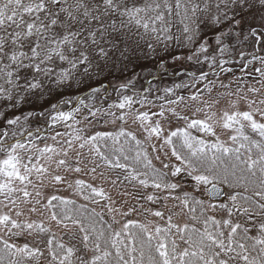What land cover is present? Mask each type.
Segmentation results:
<instances>
[{
    "label": "snow or ice",
    "instance_id": "1",
    "mask_svg": "<svg viewBox=\"0 0 264 264\" xmlns=\"http://www.w3.org/2000/svg\"><path fill=\"white\" fill-rule=\"evenodd\" d=\"M245 24L249 36L264 42V0H0V102L5 108L16 109L29 98L42 95L46 83L70 88L74 82L80 83V77L89 76L93 67L103 71L117 52L129 62L133 56L141 58L137 50L144 58L159 56V66H163L161 46L167 53L172 43L191 50L185 57L188 61L201 63L202 56L209 67L228 73L231 69L224 65L230 61L211 54L200 42L202 33L209 27L218 32V49L213 51L224 56L229 47L225 39L230 42L235 29ZM240 57L243 60L245 53L240 52ZM253 60L261 64L255 69L260 76L259 87L248 86L246 92L238 87L234 91L231 83H224L216 73L213 80L207 72H188L189 81L163 89L165 96L158 97L164 100L174 95L176 99H167V104L188 107L185 97L176 95L175 90L196 88L188 100L193 102L194 114L203 113L204 119L179 116L175 108L165 109L163 104L159 112L134 109V105L143 108L151 103L147 96H124L115 105L129 110L133 123L138 122L146 133L145 140L161 141L149 145L160 168L153 164L148 149L134 132L121 127L115 133L82 135L83 130L75 127L81 123L77 119L80 109L66 112L57 104L48 112L49 127L61 125L66 131L51 136L53 144L40 147L35 140L47 137L33 139L31 131H27V141L9 143L0 139V264H42V258L46 264H264V56L253 54L248 63ZM218 81L224 91L213 95ZM201 83L202 89L197 87ZM241 102L247 110H240ZM221 104H227V108L217 118L216 109ZM166 111L183 119L186 126L165 136L161 120L166 119ZM108 115L127 123L124 112L118 117L115 113ZM0 116L10 126L23 127L20 116L7 118L6 112H0ZM217 128L228 132L232 146L220 139ZM192 130L215 139L209 141ZM166 146L179 165L166 162ZM117 169L124 175H105V170ZM85 170L94 179L110 183L121 197L131 195L120 190L127 185L165 193H148L141 198L151 203L179 201L181 212L187 210L189 222L175 223L176 213L170 210L165 226L133 219L122 223L117 216L130 217L137 208L122 211L116 207V199L103 184L69 179ZM181 175L194 181V192L203 188L211 196L226 199L211 203L188 191L174 195L181 184L169 177ZM49 184L66 185L88 203L77 204L59 195L46 197ZM249 191L252 194L246 195ZM89 203L94 207L89 208ZM105 211L110 223L104 218ZM144 212L165 219L163 211ZM34 214L42 219H33ZM46 221L64 229L68 242L57 239ZM253 231L255 235L250 234ZM33 234L47 235L43 241L47 254L27 241L18 245L5 239Z\"/></svg>",
    "mask_w": 264,
    "mask_h": 264
},
{
    "label": "rangeland",
    "instance_id": "2",
    "mask_svg": "<svg viewBox=\"0 0 264 264\" xmlns=\"http://www.w3.org/2000/svg\"><path fill=\"white\" fill-rule=\"evenodd\" d=\"M178 26V25H177ZM243 28H247V24L243 26ZM173 31H176L174 28ZM213 31V32H212ZM241 29H235V32H240ZM235 32L233 34V37L231 41L229 42L228 39H225L224 43L229 45L228 51L224 54V56L221 57V59L228 60V61H247L246 65L247 67L244 69H238L234 66H228L225 68H230L231 72L224 73L220 72V70L217 67L214 68H207L206 61H203V57L201 56V63H195L194 61H188L185 59L186 55H191V50L187 47L177 46L175 43L170 44L169 51L167 53L162 51L163 46H161L160 55L164 57L163 59V66L160 65V58L159 56L155 58H144L140 51L137 50V55H140V59H136V56L132 57L131 62L127 60H123L119 56V53L117 52L115 55L112 56V58L107 62L106 65H104V70L99 71L95 67H93L91 74L89 76H83L80 77V83H73L72 87H64V88H56L54 85H49L46 83L45 89L43 94H37L34 97L29 98L28 102L21 104L16 109H10L5 108L3 103L0 102V112H6L7 118H13L14 116H20L21 117V123L23 127L17 126L20 129H24L26 126H29L30 129H36V133L33 134V139H35L36 136H39L41 138L47 137V139L42 140H35V143L38 144L40 147L44 146V143L47 144H53L54 142L50 139L51 136L55 135L57 131L64 132L66 129L61 126L57 125L56 127L52 128L49 127L50 119L48 116V112L52 111L51 106L53 104L59 105L60 110L62 111H73L76 108L80 109V113L77 116V119L81 121L79 125H75V127L81 128L82 135L88 136V135H94L97 132H110L115 133L120 130L121 127L125 128L128 131H132L136 134L137 138L143 141V146L148 149L150 157L153 159V164L160 168L161 164L160 161L155 160V153L151 151V148L149 147L150 144H157L159 145L161 141L156 140L153 138L151 141L145 140L146 133L143 132V129L139 128L138 122L133 123V120L131 118V114L129 113L128 109H119L115 107V105L119 104L124 96H132L134 99H140L142 96H147L148 101H151V103H145L144 107L141 108L139 104L134 105V109H138L139 111H150V112H159L160 111V105H164L165 109L167 108H175L176 112L179 116H188L190 119H204L203 113H195L194 114V105L193 102L188 100V97L195 92L196 88H181L176 89V95L185 97V101L188 105V107L185 106V104H178V105H169L167 104V99H176V96L170 95L167 96L164 100L158 99V97L165 96V93L163 89L167 87H173L176 83H182L190 80V77L186 75L188 72H194L197 75H199L200 72H207L209 74V78L215 80L216 75H213V73H216L219 75V79L222 80L224 83L228 84L231 83L232 90H236L238 87L243 90V92L247 91L248 86H256L259 87V83L257 81L260 80V76L258 73L255 72V69L258 67H261V64L259 60H253L252 63H248L247 57L248 53L245 51L235 50L234 54H230L234 47V42L236 39ZM246 34V33H245ZM218 35V32H216L213 28H205L202 36L203 39L200 41L202 43H205L207 47L209 48L210 44L212 43L215 45L218 49V45L216 42V37ZM235 35V36H234ZM241 35V34H240ZM238 37V36H237ZM218 51V50H217ZM219 52V51H218ZM240 52L245 53V57L242 60L240 57ZM258 52L255 51L253 53L256 56H259L257 54ZM175 56L180 57V60L174 59ZM252 60V59H251ZM103 63V62H100ZM206 66V68H204ZM201 68V69H198ZM232 67V68H231ZM218 69V70H217ZM211 71V72H210ZM213 71V72H212ZM167 73L169 77L173 78L171 83L162 84L163 89L159 91H149L151 93L150 95L144 94L147 93L148 87H152V79L154 77H158L159 79L163 76V74ZM142 78L144 84L143 86L140 85V78ZM132 81L131 84L128 82ZM159 82V80L157 81ZM205 81L204 83H206ZM122 85H127L126 87H121ZM140 86L139 93L136 91L135 88ZM198 88H203V83L199 84L197 86ZM99 89L98 93H101L103 98L106 99L104 102H100L99 106H94L90 102V97L93 95V89ZM50 89V90H49ZM122 90L121 94L117 95V92ZM224 89L219 88V81L217 82V88L216 91H214L213 95L216 94V92H222ZM144 94V95H143ZM83 95V97L81 96ZM86 96V98L84 97ZM152 95V96H151ZM70 96L75 97V101L72 102V98L70 99ZM85 98V101L84 99ZM81 101L83 103H81ZM90 101V102H89ZM227 108V104H221L217 111V118H219L221 112L223 109ZM99 110V111H97ZM240 110L244 111L247 110L246 105L241 102L240 104ZM91 112H95L96 115L93 117L90 115ZM122 112L127 114V123H123L119 119H115L112 115H108V113H115V116H119ZM31 115H28V114ZM41 113H44V115H41ZM55 113L53 112V115ZM27 116V120L24 119V117ZM84 117H88L87 120L84 119ZM166 119L161 120L162 127L164 128L163 135H168L169 132L176 130L177 128H183L186 126V122L183 119L178 118V116L173 115L171 112H165ZM158 119V117L153 118ZM90 121V122H89ZM115 121V122H113ZM7 125L6 119L4 116H0V126ZM9 128L7 126H4L0 128L1 130V136L0 139H3L5 141L7 137L3 136V132L7 131ZM34 130H31V132ZM37 131H39L37 133ZM194 135H201L204 139H207L209 141H214V137L206 136L202 133H197L195 130H192ZM33 133V132H32ZM217 135L220 136V139L223 141H226L229 146H232L231 141L228 140V132L226 130H222L220 128H217ZM24 139H21V141H27L29 138L27 134L23 137ZM254 139H258V137L253 135ZM59 139V138H58ZM123 141V138H121ZM9 142V143H15ZM107 143L110 145L112 142L109 140ZM166 150L169 152V160L166 162H170L171 164L179 165V161H176L174 157H171L170 149ZM85 153L87 152V149L84 150ZM243 152V150H242ZM129 155H132L130 153ZM128 163H131V161H128ZM90 167V166H89ZM167 171V170H165ZM124 175V173L117 169L112 172H109L105 170V175H111L116 176ZM172 182H175L176 180H179L181 184V188L178 189L174 195H182L184 191H188L191 195L195 196L197 199L205 200L206 202L211 203H220L223 202L226 197L223 196V198L220 201H214L211 200L208 197V194L206 191H204L203 188H201L200 191H193V185L194 181H192L189 177L186 175H181L177 178L169 177ZM70 180L74 179H82L86 183L94 184L96 186H100L103 184L105 187V190L108 191L114 199H116V207L121 208L122 211H126L129 207H136L137 211L132 213L130 217H122L117 216V219L120 220L122 223L125 222L127 219H133L137 220L141 223H148L149 221L152 222V224H160L161 226H165L167 216L169 215V212L176 213L173 217V221L175 223H179L183 225L186 222H189L188 217L186 215L187 210L185 209L183 212H181L179 201L176 200H168L167 202L164 201H158L156 203H151L146 201L145 199L141 198L144 194L153 193L163 196L165 193H161L158 190H154L151 187L148 189H142L138 185L137 187H132L131 185L127 186H121V191L126 190L131 195L123 196L121 197L117 190L111 186L110 183H103V181L96 177L93 178V175L87 170L85 172H82L80 174H73L69 177ZM45 183H48V181H45ZM210 186V185H209ZM207 186V187H209ZM224 186V185H223ZM226 191H228L227 187L224 186ZM242 191V190H240ZM246 195H251V191L248 193H245ZM44 195L51 196V195H59L64 196L69 199L76 200L77 204L82 203H88L84 201L80 196L74 195L71 189H68L66 185H51L49 184L47 190L44 192ZM124 201H127V203H123ZM165 203L167 204V207H165ZM140 205H143V208H140ZM89 208L94 207V205L88 204ZM144 209H152L160 210L165 213V219L160 220L159 218L151 216L149 213L144 212ZM3 211H6V209H3ZM97 211H100V208L97 207ZM219 215V214H218ZM33 219H42V217H39L37 215L32 216ZM105 220L107 222H111V217L107 214L105 211ZM51 226V232L56 234L57 239H63L65 243L68 242V236L64 229L57 227L54 222H48ZM199 227V225H197ZM113 227L118 228L119 225H113ZM251 235H255V231L250 233ZM5 239H9V242L16 243L18 245H22L25 241L29 242L30 245H38L41 247V249L45 250L46 253V245L43 243L47 239V235H36L33 234V236L28 237H22V238H16V237H8L5 236ZM178 243L179 238L176 237ZM183 247V245H181ZM42 264H46V261L42 258Z\"/></svg>",
    "mask_w": 264,
    "mask_h": 264
},
{
    "label": "trees",
    "instance_id": "3",
    "mask_svg": "<svg viewBox=\"0 0 264 264\" xmlns=\"http://www.w3.org/2000/svg\"><path fill=\"white\" fill-rule=\"evenodd\" d=\"M247 28H242L241 29V31L239 32L241 35H239L238 37L236 36V39H235V42H234V47H233V50H232V52L230 53V54H234V52H235V50H237L236 52H238V50H243V51H245V52H247L248 53V57H247V59L248 60H251L252 59V56H253V53H255V51H257L258 53V55L259 56H264V50H261V49H264V42H260V43H258L253 37H251V36H249V29L248 30H246ZM213 32V31H212ZM246 33V34H245ZM235 36V35H234ZM248 37L247 39H245V37ZM217 47L215 46V45H213L212 43L210 44V46H209V52L211 53V54H213V55H216L217 56V58L218 59H221V57L222 56H220V53L218 52V51H213L214 49H216ZM246 63H247V61L245 60V61H239V60H234V61H230L229 63H227V64H225V66L226 67H230V66H234V67H236V68H238V69H244L245 67H244V65H246ZM207 68L209 67V63H207ZM206 66L204 67V68H206ZM209 68H214V67H209ZM232 68V67H231ZM198 69H201V68H199L198 67ZM211 72V71H210ZM213 72V71H212ZM142 78L143 77H141L140 78V85L141 86H143V84H144V82H143V80H142ZM172 79L173 78H171V77H169V75L167 74V73H165V74H163V76L159 79L158 77H154L153 79H152V87L150 88V87H148V91H147V93H144V94H148V95H150L151 93H149V91H159V90H161V89H163V87H162V84H166V85H168V83H171V81H172ZM159 80V82H157ZM174 80V79H173ZM140 86H138L137 88H135L136 89V91L137 90H139L140 88H139ZM127 88V87H126ZM97 89V88H96ZM98 91H99V89H98ZM98 91H95V92H93V93H91V94H93L91 97H90V100L92 101V102H90L91 104H93L94 106H99L100 105V102L102 103V102H104V101H106V99L105 98H103V96L101 95V93H98ZM138 93L140 92V91H137ZM122 93V90H120V91H118L117 92V95L118 94H121ZM143 94V95H144ZM82 97H83V95H81ZM152 96V95H151ZM84 97L86 98V96L84 95ZM70 99L72 98V102H74L75 101V97L73 96H70L69 97ZM85 98H83L84 99V101H85ZM4 126H7L9 129L7 130V132H8V136H7V138H6V140H9L8 142H14V141H16V140H21V139H24L23 137L25 136V134H27V131H31V130H34V131H32L33 132V134L34 133H36V129H30L29 130V126H26L23 130L22 129H20V128H18L17 126H10V125H3L2 127H4ZM1 126H0V128H2ZM13 132H16L17 133V135L16 136H13L12 135V133ZM21 132H23L24 133V135L23 136H21L20 135V133ZM39 131H37V133H38ZM2 134H1V130H0V136H1ZM29 138V137H28ZM0 247H2V245H0Z\"/></svg>",
    "mask_w": 264,
    "mask_h": 264
},
{
    "label": "water",
    "instance_id": "4",
    "mask_svg": "<svg viewBox=\"0 0 264 264\" xmlns=\"http://www.w3.org/2000/svg\"><path fill=\"white\" fill-rule=\"evenodd\" d=\"M209 187H211V185ZM218 187H220L223 191H226V189L223 185H218ZM207 194H208V197L214 201H220L223 198V196H211L208 192H207Z\"/></svg>",
    "mask_w": 264,
    "mask_h": 264
}]
</instances>
